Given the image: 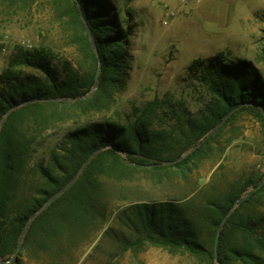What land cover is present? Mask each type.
Masks as SVG:
<instances>
[{
    "label": "trees",
    "instance_id": "trees-1",
    "mask_svg": "<svg viewBox=\"0 0 264 264\" xmlns=\"http://www.w3.org/2000/svg\"><path fill=\"white\" fill-rule=\"evenodd\" d=\"M19 1L25 8L35 0ZM50 1L82 60L78 67L65 60L60 69L50 46L17 45L0 73V264H21L22 255L33 260L43 253L60 254L67 241L95 238L113 210L114 198L125 196L123 182L140 172L178 193L119 212L131 235L125 250L156 246L195 264H264V184L231 211L237 199L264 180V173L222 179L221 184L216 173L201 188L196 171L239 113H253L264 126L260 70L250 60L230 59L223 50L196 58L189 68L199 74L211 98L198 114H190L184 99L156 97L120 120L78 119L47 158L34 161L33 152L44 144L45 132L66 121L70 108L80 111L78 118L110 109L128 76L132 29L111 0ZM78 4L102 59L94 91L99 57ZM92 154L75 183L34 218L11 259L30 216L68 184ZM224 218L216 255V233Z\"/></svg>",
    "mask_w": 264,
    "mask_h": 264
},
{
    "label": "rangeland",
    "instance_id": "rangeland-1",
    "mask_svg": "<svg viewBox=\"0 0 264 264\" xmlns=\"http://www.w3.org/2000/svg\"><path fill=\"white\" fill-rule=\"evenodd\" d=\"M111 2L132 29L126 86L110 109L78 118L80 111L70 108L69 114L73 116H66V121L45 132L44 144L33 152L34 161L47 158L63 135L75 128L78 119L120 120L156 97L184 99L190 114H198L211 98L199 74L189 68L196 58H208L223 50L230 59L252 61L264 77V0ZM24 6L19 0L0 2V73L17 45L50 46L60 69L65 60L78 67L82 56L58 23L51 1L35 0ZM23 69L38 73L33 68ZM196 171L201 188L216 173L215 179L220 184L222 179L232 181L264 173V126L258 117L248 111L239 113L216 139L210 156ZM156 183L151 175L136 173L123 182L125 196L114 198L113 210L95 238L73 244L67 241L60 254L43 253L40 259L22 255L21 264H195L189 257L162 247L145 246L136 252L124 249L125 240L131 235L119 212L125 207L131 210L140 201L167 200L178 193L169 184ZM193 189L194 185L189 191ZM261 209L264 210V199ZM106 228L108 233L103 234Z\"/></svg>",
    "mask_w": 264,
    "mask_h": 264
},
{
    "label": "water",
    "instance_id": "water-1",
    "mask_svg": "<svg viewBox=\"0 0 264 264\" xmlns=\"http://www.w3.org/2000/svg\"><path fill=\"white\" fill-rule=\"evenodd\" d=\"M78 7H79V9H80V13H81L82 18H83L84 21H85L86 29H87V31H88V33H89V36H90L91 40H92V44H93V46H94V48H95V50H96V52H97V54H98V57H99V66H98V69H97L96 79H95V82H94V89H93V91H94V90H96V89L98 88V79H100V74H101V60H102V59H101L100 53H99V51H98V48L96 47L95 40H94V37H93V33H92L91 30H90V27H89V24H88L89 22H88V20H87L85 14H84V12H83V10H82V8L80 7L79 4H78ZM75 99H77V98H75ZM233 111H234V110L230 111V112L225 116L224 119L220 120V122L217 124V126H216V127H215V128L209 133V136L213 135V134L218 130V128L223 124V122H224L226 119L229 118V116L231 115V113H232ZM3 122H4V119L1 120V122H0V126L3 124ZM93 155H94V154H92L91 156H89V157L86 159V161H85L84 165L82 166V168L79 170V172L76 173V175L74 176V178H73L68 184H66V185H65L63 188H61L60 190H57L52 196H50V197L45 201V203H44L40 208H38V209L33 213V215L30 216L29 220H28L27 223H26V226L24 227V230H23V232H22V235H21V237H20V239H19V245H18L17 249L14 251V253L12 254L11 259L14 258V257L18 254V252H19V250H20V246L22 245L23 239H24L25 234H26V232H27V230H28V227L30 226V224H31V222L34 220V218L39 214V212H40L43 208H45L48 204H50V202H52V201H53V200H54V199H55L60 193H62V192H64L65 190H67L69 187H71V186L75 183V181H76L77 178L79 177L80 173L83 172V170L85 169V167L88 165L89 161L92 159ZM184 156H186V155H184ZM184 156H181V158L184 157ZM165 163H166V162H165ZM263 184H264V180H263L258 186H255L254 188H252V190H250V191L248 192L247 195H245L244 197H242V198H240V199H237V201H236V202L234 203V205L232 206L231 211H232L237 205L241 204V203L244 201V199H245L248 195H251L256 189H259ZM225 218H226V217H225ZM225 218L222 220V222H221V224H220V226H219V229H218V231H217V233H216V241H215V246H216V250H215V252H216V255H217L218 244H219V236H220V232L222 231V228H223V225H224V222H225ZM219 264H221V263L219 262Z\"/></svg>",
    "mask_w": 264,
    "mask_h": 264
}]
</instances>
